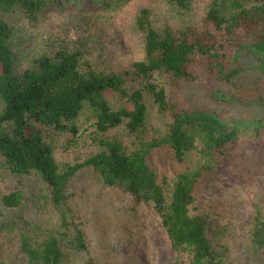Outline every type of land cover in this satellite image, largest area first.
Masks as SVG:
<instances>
[{
    "label": "rangeland",
    "instance_id": "374dc122",
    "mask_svg": "<svg viewBox=\"0 0 264 264\" xmlns=\"http://www.w3.org/2000/svg\"><path fill=\"white\" fill-rule=\"evenodd\" d=\"M107 1L109 8L86 0L65 9L45 7L32 17L17 7L3 13L10 31L7 45L14 74L20 75L32 69L38 59L63 50L81 54L82 73L123 75L134 63L144 60L145 35L135 24L142 9L148 11L156 32L187 27L199 30L213 0H187L186 8L172 0ZM211 31L217 33L213 28ZM216 37L223 43V37ZM226 53L234 50L229 48ZM254 61L250 53L242 52L234 66L244 70L229 85L216 81L205 69L204 59L198 57L190 65L195 78L190 82L172 88L165 76L155 74L152 79L176 109H207L237 128L235 139L226 145L225 157L212 171L202 173L193 190L194 202L188 208L190 216L205 218L206 237L228 264H264V245L257 247L252 238L256 221L264 223V122L258 132L254 130L263 108L253 102L264 97V80L253 70ZM144 83L131 80L123 86L128 93L140 91L146 106V117L137 134L129 133L125 122L99 132L93 126L94 110L87 103L71 123L78 131L76 136L44 131L60 172L114 145L130 153L139 141L148 142L165 134L168 116L158 112L143 89ZM214 93L231 100L225 103ZM232 94L245 98L237 101ZM104 98L113 111L132 108L115 92H105ZM2 107L0 101V112ZM202 161L192 152L178 162L168 146L153 150L148 158L167 201L176 176L197 168ZM10 193H20L19 206L7 208L2 204V197ZM65 194V206L82 233L85 251H77L72 232L61 227L58 211L39 176L33 172L12 174L0 156V264H28L22 243L38 247L50 235L60 240V264H191L188 251L171 249L151 203L135 202L126 192L104 185L90 167L75 172Z\"/></svg>",
    "mask_w": 264,
    "mask_h": 264
},
{
    "label": "trees",
    "instance_id": "16d2710c",
    "mask_svg": "<svg viewBox=\"0 0 264 264\" xmlns=\"http://www.w3.org/2000/svg\"><path fill=\"white\" fill-rule=\"evenodd\" d=\"M83 1L86 0H0V101L3 105L0 156L12 174L33 172L39 176L50 203L58 211L61 227L72 232L77 251H85L86 247L80 229L65 206V188L75 172L87 166L99 175L104 185L126 192L135 202L151 203L171 249L188 251L191 264H228L222 252L214 249L207 239L205 218L190 216L188 208L194 202L193 190L202 173L212 171L225 157L226 145L235 139L237 128L207 109H176L167 102L163 88L152 79L155 74L165 76L172 88L190 82L195 79L190 65L198 57L204 59L205 69L216 81L233 84L244 70L235 67V62L242 52H248L255 60L253 70L264 80V0H254L255 4L252 0H213L199 30L187 27L156 32L150 25L148 11L142 9L135 24L145 35L144 60L134 63L132 70L123 75L82 73L81 54L63 50L38 59L32 69L15 75L7 45L10 31L2 14L17 7L32 17L45 7L65 9ZM172 1L181 8L188 6L187 0ZM94 3L110 7L107 0H94ZM218 35L223 37V43L217 39ZM229 48L234 53L227 54ZM131 80H144L143 89L153 99L158 112L168 116L165 134L148 142L139 141L137 149L130 153L114 145L107 152L60 172L52 157V147L44 140V131L50 129L76 136L78 131L71 123L84 103L94 110L93 126L99 132L124 122L129 133L139 132L146 117V106L140 91L124 90L125 82ZM105 92L119 94L131 104V110H111L104 98ZM214 94L225 103L231 100ZM231 96L242 102L245 98L240 94ZM253 102L263 108L262 117L255 122L254 130L258 132L264 122V97ZM162 146H168L178 162H183L192 152L203 159L197 168L176 176L169 201L148 164L150 153ZM21 200L20 193H10L1 202L7 208H14ZM252 238L257 247L264 245V223L256 221ZM59 244V238L50 235L38 247L24 241L21 251L28 264H60Z\"/></svg>",
    "mask_w": 264,
    "mask_h": 264
}]
</instances>
